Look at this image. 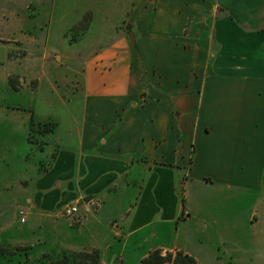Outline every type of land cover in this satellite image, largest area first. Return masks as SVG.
I'll return each mask as SVG.
<instances>
[{"label":"crops","instance_id":"0c3cea01","mask_svg":"<svg viewBox=\"0 0 264 264\" xmlns=\"http://www.w3.org/2000/svg\"><path fill=\"white\" fill-rule=\"evenodd\" d=\"M124 16L126 36L116 25L82 59V98L45 83L30 106L58 125L40 156L30 117L0 108V245L44 235L85 264L156 251L264 264V0H128ZM76 202L74 230L58 213ZM232 240L257 246L226 252Z\"/></svg>","mask_w":264,"mask_h":264},{"label":"rangeland","instance_id":"374dc122","mask_svg":"<svg viewBox=\"0 0 264 264\" xmlns=\"http://www.w3.org/2000/svg\"><path fill=\"white\" fill-rule=\"evenodd\" d=\"M127 6L128 0H0V108H16L30 117L27 141L32 149H36L33 151L36 152L33 158L45 151L58 125L49 134L52 129H44L37 124L41 122L35 119L30 106L42 105L45 98L49 97L45 83L54 86L59 97L70 99L74 96L73 93L79 92L82 98L83 70L79 67L80 63L85 57L94 56L102 49L98 43L101 44L104 36L105 40L110 38L113 32L110 29L116 25L120 31L125 29L123 35L126 36L124 11ZM113 7L119 8V14L110 13L114 11L111 10ZM46 64L53 67L46 69ZM44 65L45 69L42 70ZM44 73L42 90L40 87L38 92L37 87ZM48 122L56 123L52 120L42 123ZM30 137L34 142L39 141L37 145L29 143ZM44 165L40 163V169ZM69 206L79 208L74 218L64 215V210ZM80 207L81 202L63 206L58 213L61 222L74 230L82 227L85 217L80 212ZM21 212H25L24 221ZM17 213L20 223L18 227L25 230L24 235L30 243L35 227L32 221L29 222L32 212L29 208L22 207ZM47 243L44 235H37L32 246L20 247L13 241L5 246L0 245V264H54L67 253L70 255L64 257L69 259V264H85L82 255L57 249ZM224 249L228 252L229 249L252 251L253 248L249 241L238 243L232 240L226 243ZM159 252L164 258L160 264H174L181 253ZM149 256L141 260V263L148 264L145 260ZM233 256L234 260H239H235L236 264H243L245 257L240 259L239 255L237 258L236 255ZM140 257L131 255L127 264L137 263ZM234 260L231 258L230 262L233 264ZM124 263L122 258L117 261V264Z\"/></svg>","mask_w":264,"mask_h":264},{"label":"trees","instance_id":"16d2710c","mask_svg":"<svg viewBox=\"0 0 264 264\" xmlns=\"http://www.w3.org/2000/svg\"><path fill=\"white\" fill-rule=\"evenodd\" d=\"M39 126H42L44 129L45 128H50L52 130H50L48 133L51 134L53 132V128H56L57 126V123H53V122H48V123H37ZM53 126H52V125ZM39 142V141H38ZM38 142H34L33 139H31L30 137V141L29 143L31 145H37ZM1 255L3 256L4 254L1 253ZM93 258V261H94V257H91ZM164 261V258H162L161 256V253L158 251V252H154L152 253L146 260L145 262L148 263V264H160L161 262ZM174 264H195V260L192 259L191 257L189 256H184L183 254L179 253L178 254V257L177 259L174 261Z\"/></svg>","mask_w":264,"mask_h":264},{"label":"built area","instance_id":"2783aa9c","mask_svg":"<svg viewBox=\"0 0 264 264\" xmlns=\"http://www.w3.org/2000/svg\"><path fill=\"white\" fill-rule=\"evenodd\" d=\"M79 212V208L77 206H69L64 210V215L68 218H74ZM21 216L23 221L25 220V212H21Z\"/></svg>","mask_w":264,"mask_h":264},{"label":"water","instance_id":"95a60500","mask_svg":"<svg viewBox=\"0 0 264 264\" xmlns=\"http://www.w3.org/2000/svg\"><path fill=\"white\" fill-rule=\"evenodd\" d=\"M130 40L134 41V35L133 34H130Z\"/></svg>","mask_w":264,"mask_h":264}]
</instances>
